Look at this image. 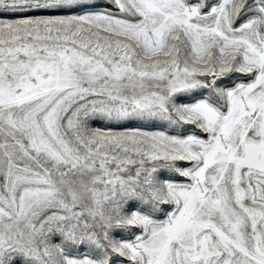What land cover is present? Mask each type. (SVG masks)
Masks as SVG:
<instances>
[{
    "label": "snow or ice",
    "instance_id": "1",
    "mask_svg": "<svg viewBox=\"0 0 264 264\" xmlns=\"http://www.w3.org/2000/svg\"><path fill=\"white\" fill-rule=\"evenodd\" d=\"M0 264H264V0H0Z\"/></svg>",
    "mask_w": 264,
    "mask_h": 264
}]
</instances>
